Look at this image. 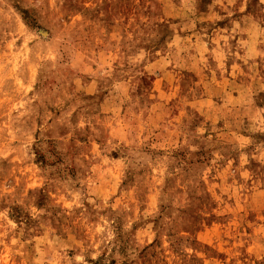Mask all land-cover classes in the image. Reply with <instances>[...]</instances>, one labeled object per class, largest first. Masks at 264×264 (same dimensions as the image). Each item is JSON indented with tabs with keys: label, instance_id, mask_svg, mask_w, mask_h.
<instances>
[{
	"label": "rangeland",
	"instance_id": "1",
	"mask_svg": "<svg viewBox=\"0 0 264 264\" xmlns=\"http://www.w3.org/2000/svg\"><path fill=\"white\" fill-rule=\"evenodd\" d=\"M0 264H264V0H0Z\"/></svg>",
	"mask_w": 264,
	"mask_h": 264
}]
</instances>
